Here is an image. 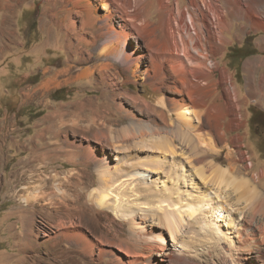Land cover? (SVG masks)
<instances>
[{
    "label": "bare ground",
    "instance_id": "obj_1",
    "mask_svg": "<svg viewBox=\"0 0 264 264\" xmlns=\"http://www.w3.org/2000/svg\"><path fill=\"white\" fill-rule=\"evenodd\" d=\"M15 1L4 0L1 9L14 10ZM44 1V14L51 18L48 34L59 27L65 35H82L77 43L66 41L69 50L79 52L81 46L87 50V57L81 56L84 62L92 59L91 49L98 47V66L105 74L117 64L133 76L142 74L146 80H158L157 87L166 86L169 79L170 93L182 96L171 99L169 106L161 99L159 107L141 100L150 115L144 120L129 113L134 122L122 128L119 142H112L111 147L99 141V147L90 141L84 145L99 179L98 187L89 193L91 210L113 223L119 220L121 228L128 226V238H121L119 231L111 234V228L91 238L88 229L75 224L70 208L68 235L87 248L97 246L100 257L109 254L115 264H175L186 259L190 264H213L215 252L217 257L229 259L228 264H264V190L243 176L237 164L245 160L241 146L236 155L229 152L230 163L223 166L209 158L211 151L216 152L212 140L204 149L177 145L173 138L179 133L182 142L194 144L181 127H189L193 118L199 121L202 115L211 122L220 141L225 136L220 131L225 116L232 117L231 128L241 127L236 101L239 93L232 75L219 61H207L210 55L223 54L231 42L227 33L237 21L246 20L254 30H264L260 12L264 0H188L185 5L187 0ZM155 13L158 22L152 21ZM246 29L241 26L237 36ZM144 61L147 64L142 69L140 63ZM263 67L264 57L245 63L248 91L260 90L264 97V73L258 79ZM215 71L219 72L217 79ZM92 72L87 69L79 77L91 76ZM53 84L49 80L41 90ZM184 93L189 95L191 106L186 105ZM209 95L218 96L222 102L208 104ZM169 121L175 123L177 131ZM241 140L240 136L234 138L235 143ZM236 195V200L244 199L245 203H233ZM23 201L31 203L29 198Z\"/></svg>",
    "mask_w": 264,
    "mask_h": 264
},
{
    "label": "rangeland",
    "instance_id": "obj_2",
    "mask_svg": "<svg viewBox=\"0 0 264 264\" xmlns=\"http://www.w3.org/2000/svg\"><path fill=\"white\" fill-rule=\"evenodd\" d=\"M3 1L0 0V32H5L0 34V264H115L109 254L100 257L97 246L87 248L68 235V208L73 209L75 224L88 229L91 238L110 228L111 234L119 231L124 239L129 234L128 226L121 228L117 224L119 220L113 223L111 218L91 210L89 193L98 187L99 179L84 145L90 141L93 147H99V142L111 147L112 142L122 139L117 137L122 128L134 122L129 113L144 120L150 115L143 100L159 107L157 103L164 99L169 106L171 99L182 96L170 93L169 79L166 86L157 87L158 80H146L142 74L133 76L117 64L105 74L98 66V47L91 49L92 59L84 62L81 56L87 57V50L83 46L79 52L69 50L66 41L77 43L82 35H65L59 27L48 34L51 18L44 14V0H17L14 10L7 11L1 9ZM100 8L102 12L101 5ZM260 12L264 16V7ZM152 21H159L157 13ZM243 25L247 29L238 37ZM227 37L231 42L223 54L210 55L207 62L219 61L232 75L239 93L236 101L241 127L231 128L232 117L225 116L220 126L225 140L220 141L214 136L211 122L202 115L199 121L193 118L189 127H181L194 144L182 142L179 133L173 138L177 145L204 149L212 140L216 152L211 151L209 158L223 166L230 163L229 152L235 154L241 146L245 160L241 162L237 156L235 159L243 176L264 190V97L260 90L252 94L248 91L245 70L248 60L264 57V30L256 31L241 20ZM141 64L144 69L147 62ZM87 69L93 74L79 77ZM263 73L264 67L258 79ZM214 75L217 79L219 72ZM49 80L53 87L41 90ZM56 91H60L58 95ZM183 96L186 105L191 106L189 95ZM206 101L210 105L222 102L215 95H209ZM170 125L168 129L172 130ZM237 136L242 139L240 143L234 141ZM24 198L31 203L26 204ZM237 198L233 197L232 202L245 203ZM191 242L197 243L193 239ZM222 245L226 248L225 242ZM217 256V252L212 254L213 264L230 262L223 255ZM175 264L190 263L186 259Z\"/></svg>",
    "mask_w": 264,
    "mask_h": 264
},
{
    "label": "trees",
    "instance_id": "obj_3",
    "mask_svg": "<svg viewBox=\"0 0 264 264\" xmlns=\"http://www.w3.org/2000/svg\"><path fill=\"white\" fill-rule=\"evenodd\" d=\"M63 91H64V89H63ZM58 92H60V91H56L54 94H55V95H58Z\"/></svg>",
    "mask_w": 264,
    "mask_h": 264
}]
</instances>
